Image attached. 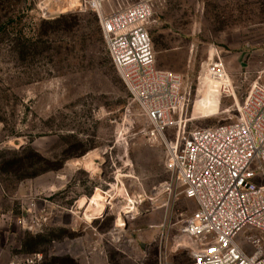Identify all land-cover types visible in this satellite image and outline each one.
<instances>
[{
	"label": "rangeland",
	"instance_id": "374dc122",
	"mask_svg": "<svg viewBox=\"0 0 264 264\" xmlns=\"http://www.w3.org/2000/svg\"><path fill=\"white\" fill-rule=\"evenodd\" d=\"M39 1L0 0V181L9 192L29 191L14 205L26 220L15 256L159 264L160 243L196 204L179 188L165 192V147L145 134L147 120L112 64L97 15L67 11L45 20ZM151 1L156 66L183 77L186 129L234 121L251 86L264 85V0ZM217 54L235 98L222 99L207 78ZM165 132L174 138V128ZM92 154L93 168L84 164ZM91 198L107 205L87 219L81 208ZM239 243L249 248L241 234ZM170 260L185 264L189 256L180 250Z\"/></svg>",
	"mask_w": 264,
	"mask_h": 264
},
{
	"label": "built area",
	"instance_id": "2783aa9c",
	"mask_svg": "<svg viewBox=\"0 0 264 264\" xmlns=\"http://www.w3.org/2000/svg\"><path fill=\"white\" fill-rule=\"evenodd\" d=\"M118 1L40 0L37 11L45 20L67 11L97 15L112 64L147 120L145 134L165 147L170 173L165 192L179 188L196 204L177 233L160 243L159 264H171L180 250L189 256L185 264H264V85L251 86L231 123L187 130L183 77L156 66L149 29L154 3ZM209 62L207 78L220 97L235 98L220 56H210ZM168 127L175 130L173 139L166 135ZM240 234L249 248L239 243ZM42 258L32 253L8 264H38Z\"/></svg>",
	"mask_w": 264,
	"mask_h": 264
},
{
	"label": "crops",
	"instance_id": "0c3cea01",
	"mask_svg": "<svg viewBox=\"0 0 264 264\" xmlns=\"http://www.w3.org/2000/svg\"><path fill=\"white\" fill-rule=\"evenodd\" d=\"M27 190L21 185L16 190L9 192L0 181V264H8L17 257L15 250L16 248L19 249L20 245H15V236L21 231L19 224L22 222L21 215L24 213L22 212L20 215L15 213L14 205L16 202H20L22 198L27 197L29 194ZM83 199L84 197L81 200ZM91 200L95 199L91 198Z\"/></svg>",
	"mask_w": 264,
	"mask_h": 264
},
{
	"label": "bare ground",
	"instance_id": "6f19581e",
	"mask_svg": "<svg viewBox=\"0 0 264 264\" xmlns=\"http://www.w3.org/2000/svg\"><path fill=\"white\" fill-rule=\"evenodd\" d=\"M95 155L96 154L89 155V157L91 158L90 160H87L85 158L84 164L87 167L93 168V164H92L93 161H92V159H93V157ZM76 164H78V163H76ZM118 191L122 195H127L128 198L131 199L130 196L127 194V190H126L125 187H123L121 190H118ZM93 203H95V205ZM106 205H107V202H105V201H99V200H90V201H87L86 203H84L82 205V208H81L82 210H84L86 208V210L84 212V218L93 219V218L97 217V214L100 213V212H102L104 210V208L106 207ZM128 210H132V211L134 210V212H135V210H137V209H135V206H134L132 209H128ZM120 220H118V221H120ZM151 227H154V226H151Z\"/></svg>",
	"mask_w": 264,
	"mask_h": 264
}]
</instances>
